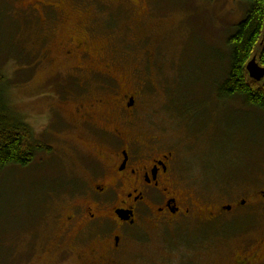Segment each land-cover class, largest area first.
<instances>
[{
    "label": "rangeland",
    "instance_id": "374dc122",
    "mask_svg": "<svg viewBox=\"0 0 264 264\" xmlns=\"http://www.w3.org/2000/svg\"><path fill=\"white\" fill-rule=\"evenodd\" d=\"M30 1L0 0V75L10 109L47 151L29 168L0 173V264H59L56 223L75 199L71 186L84 178L82 155L104 153L97 142L81 141L80 127L68 125L73 106L58 103L78 63L62 52L76 36L89 40L91 66L104 71L111 63L114 73L83 78V87L74 81L69 89L86 90L91 101L104 97L109 106L141 91L135 137H157L164 149L173 148L187 189L205 197L203 205L247 198L248 211L220 215L218 233L257 239L264 211L250 197L264 188V115L240 99L220 98L216 87L228 70L227 38L243 20L247 0H44L68 17L54 27V13L36 12ZM47 50L51 60L44 64ZM56 108L68 124L57 120ZM114 120L96 125L112 127Z\"/></svg>",
    "mask_w": 264,
    "mask_h": 264
},
{
    "label": "flooded vegetation",
    "instance_id": "af4514ba",
    "mask_svg": "<svg viewBox=\"0 0 264 264\" xmlns=\"http://www.w3.org/2000/svg\"><path fill=\"white\" fill-rule=\"evenodd\" d=\"M30 6L53 12V27L68 21L58 6L44 0H32ZM88 41L73 37L62 52L66 61L78 59L62 86L66 90L59 98L64 100L58 101L60 107L73 106L70 124L60 108L54 114L73 129L80 127L86 136L81 141L97 142L104 153L82 155L84 178L71 186L75 199L67 200V211L56 223L62 230L54 246L59 264H264V231L257 239L240 241L218 233L220 215L248 211L247 198L227 206L203 205L206 198L197 199L187 189L176 151L164 149L157 137L146 142L132 133L141 91L109 106L104 97L91 101L86 90L69 89L74 81L83 87V78L96 74L113 76L111 63L104 71L91 66ZM51 55L43 52L42 63ZM112 118V127L96 125L100 120L111 124ZM255 195L250 197L255 209L264 211V188Z\"/></svg>",
    "mask_w": 264,
    "mask_h": 264
},
{
    "label": "trees",
    "instance_id": "16d2710c",
    "mask_svg": "<svg viewBox=\"0 0 264 264\" xmlns=\"http://www.w3.org/2000/svg\"><path fill=\"white\" fill-rule=\"evenodd\" d=\"M243 20L227 39L228 70L216 87L224 100L240 99L264 115V79L252 80L247 65L256 57L264 68V0H247ZM221 67V66H220ZM0 75V173L10 167L29 168L47 148L35 141L31 126L10 109Z\"/></svg>",
    "mask_w": 264,
    "mask_h": 264
},
{
    "label": "water",
    "instance_id": "95a60500",
    "mask_svg": "<svg viewBox=\"0 0 264 264\" xmlns=\"http://www.w3.org/2000/svg\"><path fill=\"white\" fill-rule=\"evenodd\" d=\"M247 72L250 78L256 82H261L264 79V68L257 63L256 59L247 65Z\"/></svg>",
    "mask_w": 264,
    "mask_h": 264
}]
</instances>
